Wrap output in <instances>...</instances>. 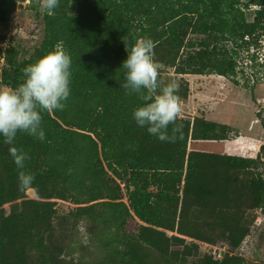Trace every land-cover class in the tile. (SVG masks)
<instances>
[{
    "label": "trees",
    "instance_id": "1",
    "mask_svg": "<svg viewBox=\"0 0 264 264\" xmlns=\"http://www.w3.org/2000/svg\"><path fill=\"white\" fill-rule=\"evenodd\" d=\"M25 1L0 0V29ZM250 5L259 7L253 20ZM42 23L29 56L3 48L0 30V85L17 86L23 69L57 45L72 60L63 108L42 113L45 140L18 132L14 141L29 157L32 186L19 187L21 170L0 137V264H71L66 239L82 222L106 252L91 264H248L236 250L264 209V141L204 115H180L176 139L160 141L133 120L141 102L120 87V68L125 41L151 38L158 79L171 82L163 73L173 68L187 99L185 75L237 74L242 50L264 36V0H60ZM53 199L76 206L61 214ZM197 241L226 243L233 254L215 259Z\"/></svg>",
    "mask_w": 264,
    "mask_h": 264
},
{
    "label": "rangeland",
    "instance_id": "2",
    "mask_svg": "<svg viewBox=\"0 0 264 264\" xmlns=\"http://www.w3.org/2000/svg\"><path fill=\"white\" fill-rule=\"evenodd\" d=\"M241 1L246 3L249 0ZM258 8L256 5L244 7L248 20L255 18V11ZM44 10L42 0L35 2L27 0L20 3L12 20L0 29L6 35L2 47L5 48L11 43L21 50L20 57L25 54L29 56L40 45L44 36L42 23ZM239 56L238 72L235 76L185 75L192 90L187 99L180 101L182 107L180 115L191 118L210 113L226 123H231L233 134L239 133L264 141V36L249 50H242ZM255 56L258 58L256 59ZM5 64L6 60L0 61V71ZM163 77L178 84L181 76L177 75L173 68H167ZM121 185L124 186L122 182ZM27 195L36 198V191L30 188L27 190ZM123 197L127 201L125 189H123ZM53 200L61 214L67 213L76 206L70 200ZM14 203L5 205L7 212L13 211ZM256 216L257 221L250 235L236 250V253L242 255L248 264L264 262V209L257 210ZM202 242H198L200 252L207 254V247ZM66 244L65 259L71 264H91L105 258L106 255L99 242V235L97 237L90 233L84 222L74 228L72 235L66 239Z\"/></svg>",
    "mask_w": 264,
    "mask_h": 264
},
{
    "label": "clouds",
    "instance_id": "3",
    "mask_svg": "<svg viewBox=\"0 0 264 264\" xmlns=\"http://www.w3.org/2000/svg\"><path fill=\"white\" fill-rule=\"evenodd\" d=\"M60 0H42V7L51 14ZM127 58L122 62L121 86L127 94L136 95L140 104L132 111L138 127L160 141H172L181 132L177 123L182 107L178 95L179 85L158 79L160 65L154 58L151 38L137 39L131 46L125 41ZM72 60L59 45L40 56L23 69L22 81L15 87L0 85V137L10 145L9 154L17 166L21 189L33 185L34 175L23 171L27 153L16 148L18 132L45 140L42 113L63 108L70 95ZM173 125L169 135V126Z\"/></svg>",
    "mask_w": 264,
    "mask_h": 264
},
{
    "label": "built area",
    "instance_id": "4",
    "mask_svg": "<svg viewBox=\"0 0 264 264\" xmlns=\"http://www.w3.org/2000/svg\"><path fill=\"white\" fill-rule=\"evenodd\" d=\"M1 60H4V58L2 57ZM200 242V241H198ZM207 248H206V253L209 255H212L215 259H219L222 260L224 258V256L226 255V253H231L233 254V252H231L230 247L228 244H223V245H214V244H210L207 242H202Z\"/></svg>",
    "mask_w": 264,
    "mask_h": 264
},
{
    "label": "crops",
    "instance_id": "5",
    "mask_svg": "<svg viewBox=\"0 0 264 264\" xmlns=\"http://www.w3.org/2000/svg\"><path fill=\"white\" fill-rule=\"evenodd\" d=\"M204 116H205V115H204ZM193 117H194V116H193ZM193 117H192V118H193ZM205 117H206L207 119H209V120H213V121H217V122H221V123L228 124V125L231 126V128H232V124H231V123H226L225 121L216 118L215 116L211 115L210 113L207 114ZM257 121H258V120H257Z\"/></svg>",
    "mask_w": 264,
    "mask_h": 264
}]
</instances>
